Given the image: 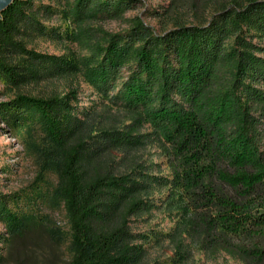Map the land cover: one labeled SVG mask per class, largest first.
<instances>
[{
	"label": "trees",
	"instance_id": "1",
	"mask_svg": "<svg viewBox=\"0 0 264 264\" xmlns=\"http://www.w3.org/2000/svg\"><path fill=\"white\" fill-rule=\"evenodd\" d=\"M56 1L86 37L82 43L73 31L69 39L90 56L28 48L30 36L64 37L45 25L52 6L14 0L0 20V77L20 88L83 72L99 94L117 90L114 98L133 116L120 128L111 114L79 116L70 95L17 94L0 103V114L36 122L52 143L72 234L68 264H163L132 229L133 218L158 207L151 197L159 181L136 155L151 142L173 173L162 205L179 218L167 235L178 259L192 245L264 264V47L253 43L264 42V0H228L208 24L164 34L140 16L118 34L85 28L123 20L137 0ZM145 124L150 134L141 133Z\"/></svg>",
	"mask_w": 264,
	"mask_h": 264
},
{
	"label": "rangeland",
	"instance_id": "2",
	"mask_svg": "<svg viewBox=\"0 0 264 264\" xmlns=\"http://www.w3.org/2000/svg\"><path fill=\"white\" fill-rule=\"evenodd\" d=\"M137 1L135 7L124 14L123 20H108L101 24L89 21L85 28L118 34L126 31L129 19L140 16L157 34H164L178 24H208L213 13L228 0ZM34 3L36 8L52 6L53 14L45 25L48 31L64 38L30 36L26 39L28 48L51 55H75L78 60L90 56L80 47V42L86 41L85 35L77 32L73 19L63 14V6L56 0H34ZM73 31L78 33L79 43L69 39L74 36ZM253 43L264 47L258 37L253 38ZM128 68L121 72L119 82L127 79ZM17 94L75 96L72 105L79 116L89 112L111 114L113 124L118 128L129 124L133 117L114 98L117 90L107 96L99 94L83 72L66 78L44 79L20 88L10 87L0 77V103L10 102ZM12 116L4 111L0 114V264H68L73 255L72 234L65 206L58 195L59 175L50 156L52 143L39 124L28 118L20 121ZM151 131L149 124L141 129L143 134ZM136 155L159 181L151 197L158 207L132 220L133 231L148 238L145 246L150 249L152 257L163 264H242L223 252L210 256L202 248L192 245L190 256L184 261L178 259L167 235L179 218L176 211L162 205L170 191L165 182L173 177L168 156L157 142L141 147Z\"/></svg>",
	"mask_w": 264,
	"mask_h": 264
},
{
	"label": "water",
	"instance_id": "3",
	"mask_svg": "<svg viewBox=\"0 0 264 264\" xmlns=\"http://www.w3.org/2000/svg\"><path fill=\"white\" fill-rule=\"evenodd\" d=\"M14 0H0V20H2L3 13L12 5Z\"/></svg>",
	"mask_w": 264,
	"mask_h": 264
}]
</instances>
